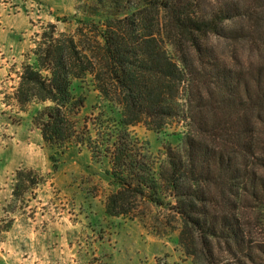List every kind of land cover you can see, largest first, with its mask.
<instances>
[{"label":"trees","instance_id":"obj_1","mask_svg":"<svg viewBox=\"0 0 264 264\" xmlns=\"http://www.w3.org/2000/svg\"><path fill=\"white\" fill-rule=\"evenodd\" d=\"M97 3L74 32L55 24L42 32L14 93L20 109L41 104L31 123L53 158L83 145L107 162L110 215L129 216L115 205L143 200L179 218V241L194 261L199 242L206 264H264V239L247 229L264 231V61L237 70L210 42L256 31L257 6H246L249 24L228 29L242 13L208 0ZM92 92L119 105L118 114L88 104ZM174 121L186 132L162 155L132 131L143 123L160 132ZM15 181L21 195L42 176L19 168Z\"/></svg>","mask_w":264,"mask_h":264},{"label":"rangeland","instance_id":"obj_2","mask_svg":"<svg viewBox=\"0 0 264 264\" xmlns=\"http://www.w3.org/2000/svg\"><path fill=\"white\" fill-rule=\"evenodd\" d=\"M208 1L215 8L228 4L242 13L240 19L227 21L228 29L249 24L246 6H257L256 31L244 30L233 39L212 35L210 42L237 70L259 66L264 61V0ZM97 4L0 0V264H206L199 242L194 245L198 259L186 253L179 241L180 220L167 208L131 198L114 208H129V216L107 213L114 190L107 162L92 158L83 145L53 158V150L31 123V113L41 104L33 102L23 111L14 99L23 66L33 61L42 32L50 24L57 32H74L78 19L90 17L87 10ZM95 102L119 112V105L102 103L92 92L88 104ZM132 131L152 154L162 155L163 145L179 143L186 127L174 121L155 132L141 123ZM19 168L34 169L42 181L15 195ZM247 229L253 238L264 239V231L253 223Z\"/></svg>","mask_w":264,"mask_h":264}]
</instances>
